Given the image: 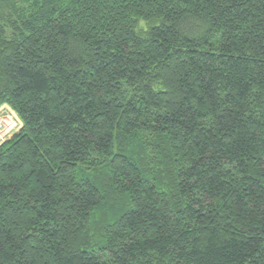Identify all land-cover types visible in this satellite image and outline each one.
Masks as SVG:
<instances>
[{
	"label": "trees",
	"instance_id": "trees-1",
	"mask_svg": "<svg viewBox=\"0 0 264 264\" xmlns=\"http://www.w3.org/2000/svg\"><path fill=\"white\" fill-rule=\"evenodd\" d=\"M0 264H264V0H0Z\"/></svg>",
	"mask_w": 264,
	"mask_h": 264
},
{
	"label": "built area",
	"instance_id": "built-area-1",
	"mask_svg": "<svg viewBox=\"0 0 264 264\" xmlns=\"http://www.w3.org/2000/svg\"><path fill=\"white\" fill-rule=\"evenodd\" d=\"M3 108V107H2ZM1 109V108H0ZM9 113H13L8 109ZM7 110H0V145L6 140L10 139L21 127L22 123L19 117H17V121H14L10 116L3 115Z\"/></svg>",
	"mask_w": 264,
	"mask_h": 264
},
{
	"label": "rangeland",
	"instance_id": "rangeland-1",
	"mask_svg": "<svg viewBox=\"0 0 264 264\" xmlns=\"http://www.w3.org/2000/svg\"><path fill=\"white\" fill-rule=\"evenodd\" d=\"M2 107H3V108H2ZM0 108H1L0 110H7V112H4L3 115L8 116V117L10 116L14 121H17V117H16V115H15L16 113H15V111H12L13 109H12L10 106H8V105H7V106H4V105H3V106H1ZM9 108L12 109V110H10V111H12L13 113H11V112L9 113V110H8ZM0 115H2V114H0ZM17 116H18V115H17Z\"/></svg>",
	"mask_w": 264,
	"mask_h": 264
},
{
	"label": "crops",
	"instance_id": "crops-1",
	"mask_svg": "<svg viewBox=\"0 0 264 264\" xmlns=\"http://www.w3.org/2000/svg\"><path fill=\"white\" fill-rule=\"evenodd\" d=\"M4 106H7V105H4ZM9 109H11V108H9ZM12 110V109H11ZM12 111H14V110H12Z\"/></svg>",
	"mask_w": 264,
	"mask_h": 264
}]
</instances>
